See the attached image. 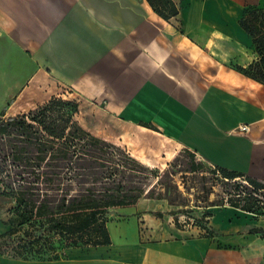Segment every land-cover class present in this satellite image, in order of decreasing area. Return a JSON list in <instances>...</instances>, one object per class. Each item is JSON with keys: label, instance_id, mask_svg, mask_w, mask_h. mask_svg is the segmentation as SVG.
Wrapping results in <instances>:
<instances>
[{"label": "crops", "instance_id": "crops-1", "mask_svg": "<svg viewBox=\"0 0 264 264\" xmlns=\"http://www.w3.org/2000/svg\"><path fill=\"white\" fill-rule=\"evenodd\" d=\"M172 2L178 15L165 20L148 0H0V112L37 108L55 83L80 110L98 103L123 131L138 133L144 143L131 154L142 163L158 139L264 182V84L235 68L258 62L239 21L264 0ZM163 204L114 209L110 245L59 261L0 255V264H264V239L250 232L264 228L262 218L217 205L206 208V229L183 227Z\"/></svg>", "mask_w": 264, "mask_h": 264}, {"label": "trees", "instance_id": "trees-1", "mask_svg": "<svg viewBox=\"0 0 264 264\" xmlns=\"http://www.w3.org/2000/svg\"><path fill=\"white\" fill-rule=\"evenodd\" d=\"M148 2L162 19L178 15L172 0ZM262 9L264 6H247L239 21L252 39L258 62L235 68L264 84ZM79 111L76 100L53 97L22 114L5 116L0 112V197L12 203L8 220H1L8 230L0 234V241L14 245L11 254L0 250V255L24 261L36 257L40 262L59 261L68 256L58 253L54 240L72 250L110 245L108 212L136 205L141 199L165 200L180 207L170 211L173 215L189 213L186 198L170 178L173 173L160 174L122 146L85 130L77 119ZM185 152L191 157V173L206 171L203 164L195 162L194 153ZM207 171L222 188L218 205L264 219V182L220 166ZM212 190L214 187L206 190L205 200ZM207 216L196 221L199 228L206 229ZM177 222L175 218L179 226ZM250 232L264 239V228Z\"/></svg>", "mask_w": 264, "mask_h": 264}, {"label": "rangeland", "instance_id": "rangeland-1", "mask_svg": "<svg viewBox=\"0 0 264 264\" xmlns=\"http://www.w3.org/2000/svg\"><path fill=\"white\" fill-rule=\"evenodd\" d=\"M261 16L264 19V9L260 10ZM258 60V57H257ZM25 74L18 75V80L24 77ZM49 89H46L44 92L47 93L45 95V99L50 100L53 97H60L65 99V97L69 98V93L71 92L68 88L62 87L60 85H56L55 83L48 84ZM1 97V96H0ZM3 100V99H2ZM68 100V99H66ZM76 100V99H74ZM1 101V100H0ZM40 101H43L40 100ZM45 103V102H44ZM79 103V102H78ZM81 104V103H80ZM102 106L95 102H89L84 103L83 106H81V110L79 111V114L77 115V119L79 120L82 127L94 135H97L101 137L102 139H107L108 141L116 144V145H122L123 148L128 150L130 153L132 152V149L134 146L138 147L140 143L143 142L141 139V136L138 135L136 132H128L123 131V128L119 125V123H116L114 118H112L110 115H107L102 111ZM149 141V140H148ZM150 147L152 153H156L155 156H153L152 161L148 163H143L144 165L148 166L150 169H158L160 171V174L164 173H173V176H170V178L173 180V182L177 183L179 190L182 192V196L187 204V207H185L186 211L188 210L189 213H177L173 215L170 211L166 212L167 215L171 214L173 215L177 221L180 220L182 217H185V215H192L196 217V221L202 219L205 212H208L206 210L207 207L211 206V204H220L221 201V192L222 188L220 185L216 182V179L212 177L211 174L208 173L207 170L212 168V166L209 163H206L204 160L199 159L195 156V162L197 164H203L204 170L200 173H191L189 171L190 167V156L187 155L185 151H187L185 148H180L178 146H175L173 144H164L162 141L153 140L151 139ZM144 143V142H143ZM142 146H139V151L143 150L145 146L141 144ZM132 155V154H131ZM136 158V157H135ZM155 181V179H153ZM215 185V186H213ZM205 186L209 190L210 187H214V190H212V194H210L209 199L205 200L206 198V190L203 188ZM157 190H159L157 188ZM158 200V199H153ZM162 201L164 204L162 206L163 209H168L167 205H170L165 200H159ZM12 203L9 202L6 199H3L0 197V234L7 231L8 227L4 226L1 222V220H8V211L11 207ZM173 209L171 211H177L180 207L173 206ZM114 209H111L108 212V219L107 224L112 223L115 221V215L113 214ZM126 213V212H124ZM264 220V219H263ZM178 223V222H177ZM179 224V223H178ZM181 224V223H180ZM189 224V222H188ZM191 225V224H190ZM113 223L111 224V229L114 230ZM178 226V225H177ZM193 226H197V222H194ZM134 222L131 221L128 223V231L129 233L133 234L134 229ZM115 235L117 236L115 230ZM14 246L12 244L5 245L0 241V250L11 254L12 250L10 248ZM54 246L57 248L58 253L67 255L72 252V249H66L64 246L57 240H54ZM52 255V254H50ZM37 257L35 258V260Z\"/></svg>", "mask_w": 264, "mask_h": 264}, {"label": "built area", "instance_id": "built-area-1", "mask_svg": "<svg viewBox=\"0 0 264 264\" xmlns=\"http://www.w3.org/2000/svg\"><path fill=\"white\" fill-rule=\"evenodd\" d=\"M240 132H247L249 131V125L246 126H242L239 128ZM189 222V224H188ZM194 222H196V217L192 216V215H185V217H182L179 220V224L181 223V225L183 227H186V225H194Z\"/></svg>", "mask_w": 264, "mask_h": 264}]
</instances>
